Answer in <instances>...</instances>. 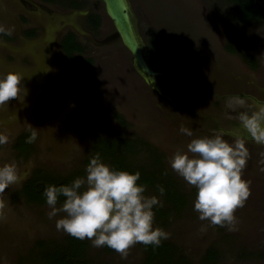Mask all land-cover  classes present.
Returning <instances> with one entry per match:
<instances>
[{
  "label": "rangeland",
  "instance_id": "1",
  "mask_svg": "<svg viewBox=\"0 0 264 264\" xmlns=\"http://www.w3.org/2000/svg\"><path fill=\"white\" fill-rule=\"evenodd\" d=\"M25 1L60 12L59 16L69 24L67 31L75 32L86 46L85 57L93 59L89 84L98 92L94 106L107 118L117 136L143 139L167 158L166 168L189 196L188 206L172 218L166 229L170 234L168 240L178 246L191 264H204L210 248L218 253L216 264H264V157L257 161L249 146L252 142L245 143L248 157L242 174L251 195L244 207L235 212V231L199 219L194 211L196 188L189 186L169 164L173 153L178 148L186 150L193 138L180 131L181 125L191 130L194 137H212L223 131V139L229 143L233 142V136L228 132L240 129L244 134L235 123L239 114L250 110L252 97L264 99V21L237 22L236 6L224 0H128L148 60L154 69L167 75L156 78L160 94L134 67L102 0ZM72 2L82 4L86 14L88 11L99 14L101 27L88 31L83 17L62 14L60 6ZM0 7V22L13 27L19 26L22 12L30 10L26 3L16 0H0ZM153 35L160 41L158 53L149 45ZM231 35L242 37L236 46L254 56L259 64L257 69L249 67L241 55L227 51ZM10 49L0 42V74L21 73V87L27 91L22 100L0 107V131L9 135V142L0 145V166L14 163L18 176L2 197L6 207L0 216V264H43L38 244L54 247L64 244L70 236L57 231L55 226L56 220L65 214L49 219L51 209L47 205L30 204L21 197L14 200V196L37 168L61 176L85 173L91 138L61 85V76L57 74L61 62H54L48 80L39 83L46 92L37 94V107L33 95L37 84L30 76L38 75L40 65L25 68L27 62L18 60V54L24 51L13 53ZM235 103L243 105L242 108L237 110ZM229 109L237 113L232 114ZM31 126L37 133L35 152L23 162L12 147L16 138ZM137 161L142 165L152 162L148 153L140 154ZM153 195L148 191L146 196ZM158 227L154 221L153 228ZM88 242L90 264L144 261L138 243L122 258L116 252L109 253L105 246L97 248Z\"/></svg>",
  "mask_w": 264,
  "mask_h": 264
},
{
  "label": "clouds",
  "instance_id": "2",
  "mask_svg": "<svg viewBox=\"0 0 264 264\" xmlns=\"http://www.w3.org/2000/svg\"><path fill=\"white\" fill-rule=\"evenodd\" d=\"M4 32L5 28L0 26V33ZM22 79V74L15 71L0 74V107L23 99L27 90L21 87ZM238 119L243 133L264 145V103L253 101L250 110L241 112ZM32 128L25 141L28 144L37 139ZM180 131L193 138L186 150L178 148L173 153L169 164L189 186L196 188L194 211L201 221L235 231V212L244 207L251 195L248 183L242 179L248 151L241 130L229 133L233 136L232 143L223 139V131L212 137H194L183 125ZM8 142L9 135L0 131V145ZM139 179V172L112 169L96 153L90 157L84 177H77L69 185H49L44 189L43 195L51 209L48 218L64 213L56 220L57 231L79 240H90L93 247L107 246L122 258L137 243L159 247L170 236L161 228H153V206L162 204L156 196L144 195L146 187L137 183ZM17 180L14 163L0 166V216L6 207L3 194ZM157 188L163 196L165 189L159 185ZM60 197L64 200L57 207Z\"/></svg>",
  "mask_w": 264,
  "mask_h": 264
},
{
  "label": "trees",
  "instance_id": "3",
  "mask_svg": "<svg viewBox=\"0 0 264 264\" xmlns=\"http://www.w3.org/2000/svg\"><path fill=\"white\" fill-rule=\"evenodd\" d=\"M236 6L235 20L241 24H251L264 21V2L261 0H224ZM73 8H84L82 4L72 2ZM88 28L97 31L101 27L102 18L97 13L88 15ZM149 41L151 49L158 53L160 51V41L158 36L153 35ZM242 40L241 36L231 35L226 49L229 53L239 54L252 69H257L259 64L251 54H245L237 48V41ZM63 54L65 55L66 73L63 80L66 92L71 97L78 117L90 134L89 157L99 153L102 161L115 170H124L129 173H140L139 185H144L147 192H152L161 202L162 206H153L154 221L159 228L167 232V228L172 218L179 215L189 203L188 195L182 189L181 183L175 178L173 172L165 166L167 158L158 149L154 148L143 139H133L128 136H117L110 122L103 115L98 113L94 106L93 99L98 95L96 89L89 84L90 75L93 74V59L86 58V46L78 41L73 32H69L61 41ZM31 135L27 130L21 133L13 144V150L17 152L16 157L25 162L29 160L35 152V142L26 143V139ZM37 140V139H36ZM148 153L151 164H139L137 158L140 154ZM84 171L73 172L66 176H61L54 172H49L43 168L35 169L31 176L24 182L22 189L18 190L14 200L23 198L27 203L35 205H47L46 197L43 195L44 189L49 185L57 187L69 185L77 177H84ZM165 189L161 196L157 186ZM64 197L58 199V204H62ZM41 263L43 264H90L87 252L89 242L87 239L79 240L69 236L64 244L54 247H47L38 244ZM143 250L144 261L142 264H191L187 256L179 250L178 246L168 239L163 240L159 247L138 244ZM109 252L114 250L105 246ZM218 253L210 248L204 259V264H216Z\"/></svg>",
  "mask_w": 264,
  "mask_h": 264
},
{
  "label": "flooded vegetation",
  "instance_id": "4",
  "mask_svg": "<svg viewBox=\"0 0 264 264\" xmlns=\"http://www.w3.org/2000/svg\"><path fill=\"white\" fill-rule=\"evenodd\" d=\"M11 2H15V0H10ZM23 4L26 3L30 10L26 9L22 12L19 17V26L13 27L8 26L7 24L0 22V26L5 28L4 33H0V42L6 47L11 48L10 50L15 52H20L23 50L21 54L18 55V60L27 62L28 66H24L25 68H34L38 64L40 65V72L38 75L30 76L31 80H34L37 84V89L34 91L33 95L35 97V104L38 99L37 94L46 92V89L43 85H39V83L45 80H48L49 73L51 69L54 68L57 62L60 63V69L58 70V75L61 76V85H63V80L66 73V65H65V55L63 54V50L61 47L62 38H64L69 32L68 23L64 21L65 18L59 16L60 12L51 9L49 6L44 5H36L25 0H16ZM50 2H53L52 0ZM77 3V2H76ZM72 4H68L64 7L60 6L63 11L62 14L67 13H76L78 11L86 12V9H77L71 6ZM1 9V7H0ZM92 12L88 11L85 15H77L84 18V26L86 30L93 31L88 28V15H91ZM63 21V22H62ZM8 30H11V34H7ZM75 35L76 33L73 32ZM78 39V35H76ZM79 41V40H78ZM15 47H17L15 49ZM17 60V59H16ZM60 60V61H59ZM57 61V62H56ZM55 62V64H54ZM42 84V83H41ZM22 85V82H21ZM64 89L65 86L63 85ZM66 90V89H65ZM43 94V93H42ZM68 94V93H67ZM258 99L260 101H264V99H260L258 97H252ZM256 102V101H255ZM39 106L38 104L36 105ZM243 105L234 104V107L238 110V108H242ZM230 113L235 114L232 109L228 110ZM236 125H240L239 121H235ZM30 130V129H27ZM25 130V131H27ZM34 130V129H32ZM24 132V131H23ZM22 132V133H23ZM231 133V132H228ZM245 138L246 142H252L250 148L254 150L255 157L257 161L262 160L264 157V145H259L255 143L250 137L247 136L246 133L242 134ZM232 136V135H231ZM247 144V143H246ZM246 147V146H245ZM248 147V145H247ZM14 151V150H13ZM15 152V151H14ZM17 154V152H15ZM34 154V153H33ZM260 162V161H259ZM156 223V222H155ZM157 224V223H156ZM158 226V224H157ZM159 228V227H158ZM139 244V243H138Z\"/></svg>",
  "mask_w": 264,
  "mask_h": 264
},
{
  "label": "water",
  "instance_id": "5",
  "mask_svg": "<svg viewBox=\"0 0 264 264\" xmlns=\"http://www.w3.org/2000/svg\"><path fill=\"white\" fill-rule=\"evenodd\" d=\"M102 2L106 15L113 23L116 35L132 56L134 67L146 78L153 89L161 94L157 83H155L156 78L167 77V75L154 69L148 60L149 54L137 31L128 0H102ZM85 14L86 12L78 11L74 15ZM255 101L256 103H264L258 99Z\"/></svg>",
  "mask_w": 264,
  "mask_h": 264
}]
</instances>
